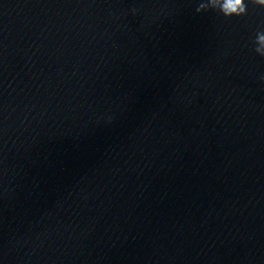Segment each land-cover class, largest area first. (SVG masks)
I'll return each mask as SVG.
<instances>
[{
    "label": "water",
    "instance_id": "water-1",
    "mask_svg": "<svg viewBox=\"0 0 264 264\" xmlns=\"http://www.w3.org/2000/svg\"><path fill=\"white\" fill-rule=\"evenodd\" d=\"M202 2L0 0V264H264V7Z\"/></svg>",
    "mask_w": 264,
    "mask_h": 264
},
{
    "label": "clouds",
    "instance_id": "clouds-1",
    "mask_svg": "<svg viewBox=\"0 0 264 264\" xmlns=\"http://www.w3.org/2000/svg\"><path fill=\"white\" fill-rule=\"evenodd\" d=\"M248 2L264 7V0H248ZM209 8L220 11L225 17L242 16L247 13L246 0H207L206 3H200L196 10L201 12ZM133 12H135V9H133ZM256 44L258 46L255 51L264 56V32L257 33Z\"/></svg>",
    "mask_w": 264,
    "mask_h": 264
}]
</instances>
